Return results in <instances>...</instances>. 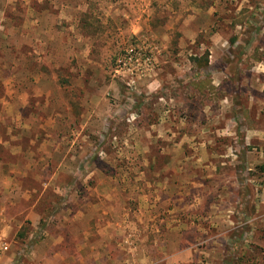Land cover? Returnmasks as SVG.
I'll return each instance as SVG.
<instances>
[{
	"label": "rangeland",
	"instance_id": "rangeland-1",
	"mask_svg": "<svg viewBox=\"0 0 264 264\" xmlns=\"http://www.w3.org/2000/svg\"><path fill=\"white\" fill-rule=\"evenodd\" d=\"M131 49L150 71H119ZM0 64L23 98L0 101V158L18 165L6 264H264V191L256 221L238 210L264 190V138L246 131L264 112V0H0ZM70 201L84 215L62 221Z\"/></svg>",
	"mask_w": 264,
	"mask_h": 264
},
{
	"label": "crops",
	"instance_id": "crops-1",
	"mask_svg": "<svg viewBox=\"0 0 264 264\" xmlns=\"http://www.w3.org/2000/svg\"><path fill=\"white\" fill-rule=\"evenodd\" d=\"M4 34H5V32H4ZM3 68H4V66H2V64H0V69L4 70ZM11 68H14L13 65H11ZM33 75H32V80H33L32 85H34L36 91L37 90L39 91L38 86H39V84L42 83V81H48V82L51 81V82H53V80H55V76H54V74L52 72L49 73V72L46 71V72L36 73V74H33ZM16 81H18L17 80V77H13V76L6 77L4 75H0V87H1V90H3V95L0 97V101H2V102L11 101V100H13V98L20 99V100L22 99L23 100V98H22V96L20 94V90H19V88H20V82H18V86H17V83L15 84V86L13 88L14 90H11L12 83L13 82H16ZM41 91L43 92L42 94L45 93V95L47 96V99L49 98V96H54V91L52 89L50 91L47 90L46 92H44L43 90H41ZM257 91H259V92H261V94H263L264 93V85H262L261 87H258ZM42 94H41V96H42ZM262 101L264 103V99ZM83 104H82V108L85 107V105H83ZM112 113L113 112H111L110 115H106V116H109V118H112L113 117ZM237 114H239V113H237ZM240 114L238 116H240ZM1 117H3V115L0 114V119H1ZM20 117H22V115H18L17 116V118H20ZM82 117H85V116L83 115ZM96 117H99L101 119L102 118L104 119V113H97V112H95V115L94 114H90L89 115V119L90 120H91V118H95L94 120L97 121ZM242 117H243V114H242ZM87 118H88V115H87ZM255 119H256L255 120V123H252L248 127L246 126V128H247L246 131L251 136L250 138L263 139L264 138V112L261 111L258 114H255ZM1 121L2 120H0V126L2 124ZM93 123H94V121H93ZM88 124H91V123L88 122V123L80 126V130H78V134L79 135L82 134V133H84V131L87 129ZM23 128H26V127H23ZM6 133L8 134L9 131H6ZM245 142H246V138H245ZM8 143H9L8 141H4V139L1 138V136H0V148H2V149L3 148H7V144ZM16 149L17 150L19 149V151H18L19 153L22 152V148L17 147ZM7 165H10V166H18V165H15V163H14V165H12L10 162L7 163L2 158H0V183H1L0 184V190H2V189H4V190L8 189L7 186H10V185L7 182L8 181H11L10 184H12V180L14 181V177L12 178V174L14 173V171H11L10 173L7 174V172H5L6 169L3 168L5 166H7ZM32 166H33V162L28 164V167H29L30 171L32 170ZM26 172L27 171H25L24 175L25 176H28V174H27L28 172L27 173ZM15 178H16V176H15ZM54 179H55V176H52L50 182H52ZM36 180H38V179H36ZM258 185H261V184H258ZM250 188L251 187H249V193L247 194L248 195L247 196V199H249L250 201H248V203H246V199L244 200V205L248 204V206H249V208L247 209L248 212H247V210L245 208H243V209L241 208L242 210H240V207H239L238 210H239V214L240 213H242L243 215H249L250 214L251 220L253 219L254 221H256L257 216L260 214L259 213V209L260 208H259V203H258L259 199L258 198H260L261 192L264 191V190L262 189L261 186H257V182H254V185H253V193L250 192L251 191ZM260 189H261V191H260ZM33 192H35V191H33ZM98 196H101V195H98ZM102 196H106V195H102ZM225 196H226V194H225ZM225 196H222V198H225ZM244 198H246V197L244 196ZM71 200L72 201L74 200V195L71 197ZM37 205H38V200H36L35 203H31L30 204V208H29L30 209V214L29 215H30V217H31V219H32V221H33L34 224H37L40 221V214L38 213ZM105 207H107V206L101 207V210H102V212L104 214H107V212H106L107 210H109L108 211L109 213L110 212L113 213L114 210H115L113 206H110L108 209H105ZM97 208L98 207H95L96 210H97ZM211 210H214V211L216 210L218 212L219 211V206H217V205H215V206L214 205H211ZM223 210H224L223 212H228L225 209H223ZM62 213H63L62 214L63 215L62 221L63 220H73V219L77 218L78 216L81 217V216L84 215V212L81 210V208L76 209V208H74L72 206L71 201L68 202L64 206V208L62 209ZM67 215L69 216L70 219L68 218ZM72 215H77V216H72ZM115 222L116 221L106 222V223H100V224L101 225L106 224V228L104 230H106L107 228H111V229L116 228L115 231H114V233H113V234L116 235L118 233L117 230L120 231L119 226L122 223H118V222L115 223ZM123 226L125 228H128L129 226H131V223L130 222H124V225ZM113 238H114L113 236H110L107 239L113 240ZM125 244L126 243L118 244V246L125 247ZM109 254H110V251L109 250L108 251L106 250L102 256L106 260H110ZM123 260H125L124 262H127V261L129 262L130 261V258H128V259H121V261H123ZM118 261H120V260H118ZM96 264H102V261H101V263H99V259H97Z\"/></svg>",
	"mask_w": 264,
	"mask_h": 264
},
{
	"label": "built area",
	"instance_id": "built-area-1",
	"mask_svg": "<svg viewBox=\"0 0 264 264\" xmlns=\"http://www.w3.org/2000/svg\"><path fill=\"white\" fill-rule=\"evenodd\" d=\"M151 59L146 57L139 50L131 49L125 54L119 63V71L131 73L133 75H142L151 69ZM8 251V244L0 240V264L5 263V254Z\"/></svg>",
	"mask_w": 264,
	"mask_h": 264
}]
</instances>
